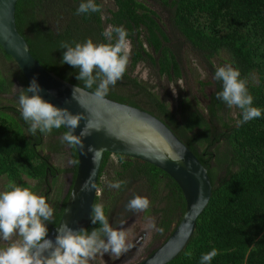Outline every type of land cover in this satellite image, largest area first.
Returning a JSON list of instances; mask_svg holds the SVG:
<instances>
[{
	"label": "trees",
	"instance_id": "1",
	"mask_svg": "<svg viewBox=\"0 0 264 264\" xmlns=\"http://www.w3.org/2000/svg\"><path fill=\"white\" fill-rule=\"evenodd\" d=\"M82 0H17L14 5V24L25 40L31 56L46 70L59 78L85 88L76 75L79 69L61 63L65 51L61 42L114 43L102 35L105 27L123 26L131 42V54L126 72L115 86H109L106 98L141 108L158 118L194 154L205 167L211 184V194L206 206L195 220V229L185 248L166 264H200L201 255L215 248L218 255L210 264H264V0H160L171 10L170 22L178 34L198 53L209 60L224 54L228 64L240 71V78L247 80L253 96V106L261 110V117L237 125L240 110L231 122H225L216 112L223 102L216 98L222 89L221 82L213 80V90L205 106L206 115L195 108L188 109L184 101L179 108H168L164 100L149 91L128 68L139 62H149L158 75L166 78L179 76V67L169 46L168 38L157 20L155 12L140 0H112L113 8L76 14ZM95 2L100 5L99 0ZM0 59L14 61L0 48ZM0 75V94L6 93L18 82L20 88L28 84L18 67ZM95 75V73H94ZM99 81H97V84ZM18 96V95H17ZM10 118L0 114V176L18 186L35 189L42 183L47 156L37 147L46 135L54 143H61L65 130L53 129L49 134L28 132L29 125L21 114L7 107ZM231 119V118H230ZM229 119V120H230ZM216 143H220L216 145ZM68 146L71 161H76L73 146ZM215 149H212L213 145ZM54 146V145H53ZM53 150L55 148H52ZM110 153L103 152L97 174L99 177L107 164ZM118 160L115 180L127 181L115 189L108 200L99 203L109 212L121 200L125 190L134 185L128 201L143 191L157 215L156 228L164 239L172 223L181 215L184 201L180 189L165 172L139 159L114 154ZM73 164V163H72ZM72 165V178L75 172ZM22 175L36 185L30 187ZM71 184V182H70ZM8 185V184H7ZM70 187V185H69ZM69 187L55 203L52 224L55 225L63 208ZM6 190V187L5 189ZM99 197L93 198L97 204ZM99 225L89 222V231Z\"/></svg>",
	"mask_w": 264,
	"mask_h": 264
},
{
	"label": "clouds",
	"instance_id": "2",
	"mask_svg": "<svg viewBox=\"0 0 264 264\" xmlns=\"http://www.w3.org/2000/svg\"><path fill=\"white\" fill-rule=\"evenodd\" d=\"M101 9L102 6L95 0H82L76 14L96 13ZM113 34L114 43L95 44L88 39L84 43H75L74 47L69 42H61L60 45L65 50L61 63L79 69L76 79L83 81L85 88L91 89L96 84L93 93L96 98L107 95L109 86H115L117 81L122 79L129 63L131 42L128 32L123 26L110 25L102 33L108 41H112ZM240 76L238 69L226 64L216 68L213 77L222 85V89L216 93V98L229 108L240 110L241 119L237 121L238 126L261 117V110L253 106V96L248 91L247 80L241 79ZM18 89L19 111L29 125L28 132L32 136H35L37 131L49 134L53 129L64 127L67 131L63 133L61 143L83 148L81 138L90 135L91 130L99 131L89 119L79 135H74L82 115H74L67 108H59L45 101L40 95L42 89L35 77L27 88ZM77 91L79 89L76 86L72 93L74 99ZM88 151L92 153V163L96 165L101 158V150L89 147ZM174 159L177 163L183 162L182 155H177ZM70 163L75 164L76 161ZM94 175L95 168L81 185V192L96 189ZM126 183L127 181L123 180L110 181L107 186L120 189ZM125 207L130 211L144 212L149 209L150 201L146 197L134 196ZM53 213L54 209L46 202L44 196L9 182L6 190L0 191V239L12 241L13 236L18 239L0 247V264H89L97 255L109 254L119 258L130 247L126 242V232L110 225L102 204H93L90 215V223L99 227H94L91 231L84 227L76 230L64 223L56 228L54 238H50L46 224L52 222ZM146 227L163 231L156 228L154 220H149ZM217 255L218 251L213 248L201 255L200 264H210Z\"/></svg>",
	"mask_w": 264,
	"mask_h": 264
},
{
	"label": "water",
	"instance_id": "3",
	"mask_svg": "<svg viewBox=\"0 0 264 264\" xmlns=\"http://www.w3.org/2000/svg\"><path fill=\"white\" fill-rule=\"evenodd\" d=\"M16 1L0 0V48L14 61L28 85L33 77L36 78L42 89L40 95L45 101L59 108H67L74 115H82L74 135H79L89 119L99 128V131L91 130L90 135L81 138L83 148L73 146L76 155L74 176L60 216L56 224L49 227V237L54 238L56 228L61 224L67 223L78 230L80 227L85 228L89 222L96 189L81 192L80 188L93 168L96 184L101 160L96 165L92 163V153L88 151L91 147L101 150V156L107 152L152 164L171 177L180 189L184 201L181 215L172 223L166 237L136 263L166 264L185 248L195 229V220L209 199L211 184L205 167L154 115L127 103L106 97L96 98L92 92L43 68L31 56L25 40L15 28ZM76 86L79 91L75 93L74 99L72 93ZM63 129L67 131V128ZM177 155H182V163L175 161ZM161 160L166 162L162 163ZM140 242L141 236L138 235L128 243L130 247L127 252L135 249Z\"/></svg>",
	"mask_w": 264,
	"mask_h": 264
},
{
	"label": "rangeland",
	"instance_id": "4",
	"mask_svg": "<svg viewBox=\"0 0 264 264\" xmlns=\"http://www.w3.org/2000/svg\"><path fill=\"white\" fill-rule=\"evenodd\" d=\"M102 18L106 14L107 9H112V0H99ZM145 3L150 9H152L157 17L159 25L166 34L168 41L167 46L173 52L175 59L179 67V76L166 78L163 75H158L155 69L149 62H139L134 67L128 68L130 76L135 77L140 81L146 89L160 96L167 104L168 108L175 110L179 107V102L184 101L188 109L195 108L202 114L206 115L205 106L208 103V96L213 90L214 72L216 68L228 64L226 56L220 54L209 60H205L194 51L189 44L178 34L175 28L170 22L171 10L168 6H164L160 0H140ZM108 27H105V29ZM16 69L14 63L11 60L0 59V75H7L8 69ZM20 86L16 80L13 81V86L6 93L0 94V114L10 118L13 114L8 111L7 107L14 108L19 111L18 105V92ZM236 108H229L225 103L223 107L216 112V116L222 117L225 122H231L236 113ZM231 118V119H230ZM230 119V120H229ZM45 135L39 146L38 152L42 156H47L49 162L58 171L57 177L52 181V188L49 193V201L51 203L58 202L63 195L69 167V150L68 146L62 143H54V140H49ZM220 143H216V145ZM54 145V146H53ZM214 144L212 149L216 148ZM52 148H55L54 150ZM118 169V160L114 154L108 156V161L103 169L102 174L99 177V187L96 189V195L99 197L98 203L104 202L109 199V195H113L115 189L107 186L108 182H115L116 171ZM22 181L27 183L28 186L33 187L36 185L35 181L22 175ZM8 184V180L4 176H0V191H4ZM42 183L36 188H33V192L39 195L42 189ZM134 185L131 184L127 190L121 195V200L118 201L115 206L109 212V223L113 228H122L127 234V243L138 237L140 232H143V236L140 244L133 250L122 254L121 260L116 264H136L139 262L152 248L159 244L162 239V235L159 234L154 228H147L146 225L149 220H154L155 225L157 221L156 213H153L150 207L144 212H134L127 210L122 206V200L131 196V192L134 190ZM137 191V190H134ZM146 197L143 191L137 192V195ZM133 196V197H134ZM132 197V198H133ZM147 198V197H146ZM18 239L17 236H13L12 241H3L0 239V247ZM109 259L111 257L108 254ZM89 264H104V260L100 255L90 261Z\"/></svg>",
	"mask_w": 264,
	"mask_h": 264
},
{
	"label": "flooded vegetation",
	"instance_id": "5",
	"mask_svg": "<svg viewBox=\"0 0 264 264\" xmlns=\"http://www.w3.org/2000/svg\"><path fill=\"white\" fill-rule=\"evenodd\" d=\"M70 161H71V158H70V155H69V167L66 169V171H68V177H67L66 186H65V189H64V192H63V195L61 196V198L66 193V191H67V189H68V187L70 185L71 178H72V170H71V168H72L73 164L70 163ZM57 175H58L57 169L55 167H53V165L49 162V159H47L46 160L45 175H44V178H43V181H42V186L43 187L40 190L39 195L44 196L46 198V202L50 205V207H52L53 204L49 201V193H50V190L52 188V181L57 177ZM52 221H53V219H52ZM46 226L49 229V227L53 226V224L51 222L49 224H46ZM139 235L141 236V239H142L143 232H140ZM5 246H7V245H5ZM121 256L119 258H115L114 257L112 259H109L108 254H104L101 257L104 260V264H116V263H118L121 260Z\"/></svg>",
	"mask_w": 264,
	"mask_h": 264
}]
</instances>
